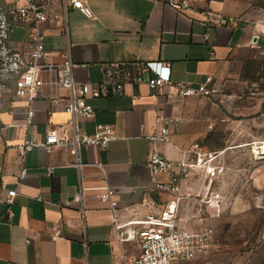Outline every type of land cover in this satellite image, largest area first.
I'll list each match as a JSON object with an SVG mask.
<instances>
[{
	"label": "crops",
	"instance_id": "1",
	"mask_svg": "<svg viewBox=\"0 0 264 264\" xmlns=\"http://www.w3.org/2000/svg\"><path fill=\"white\" fill-rule=\"evenodd\" d=\"M83 1L93 17L74 8L64 14L61 0H50L48 19L38 25L45 50L51 53L48 61L61 62L69 45L78 82L100 81V65L105 62H164L171 67L173 81L196 86L211 77L223 98H181L171 89L153 98L146 85L127 87L124 97L89 98L97 115L81 119L80 129L92 135L96 125L107 124L119 138L105 150L96 145L82 149L81 203L76 200L80 181L71 155L59 147L50 153L37 147L23 162L18 152L24 141H45L47 131L60 125L70 132L68 116L48 99L29 103L13 90L3 93L0 197L5 198L12 189L17 196L11 207L0 203V264H126L137 257V243L119 241L113 214L98 199L101 188L109 185L114 189V199L121 207L117 215L122 220L154 211V195L142 189L151 179L146 164L150 144L144 134L157 132L158 113L176 121L169 143L160 145L168 159H188L195 145L204 152L212 151L206 139L220 119L216 102L232 110L242 100V63L264 48V8L253 0H193L185 11L173 6L175 0ZM32 29L30 25L12 26L10 42L17 51L30 50ZM138 93L141 96L133 98ZM28 108L35 111V117L26 126ZM99 163L104 170L95 166ZM23 164L27 173L21 178ZM124 206L133 212L121 210ZM57 226L63 227V234L53 241L50 234Z\"/></svg>",
	"mask_w": 264,
	"mask_h": 264
},
{
	"label": "built area",
	"instance_id": "2",
	"mask_svg": "<svg viewBox=\"0 0 264 264\" xmlns=\"http://www.w3.org/2000/svg\"><path fill=\"white\" fill-rule=\"evenodd\" d=\"M192 2L193 0H175L173 6L179 11H185L191 7ZM61 3L64 14L69 8H74L89 18L93 17L92 11L83 0H61ZM49 7L50 0H0V97L6 91L13 90L16 97L24 98L29 103L48 99L53 107H61L68 116L67 125L70 132L63 131L65 127L60 125L47 131L45 141L37 139L24 141L18 146V152L23 162L28 153L37 147L49 153L59 147L66 155H71L74 158L72 165L77 168L80 181V191L76 200L82 203L84 202L82 149L96 145L105 150L111 142L119 138L116 131L107 124L96 125L92 135L80 129L81 119H93L97 115L95 108L88 102L89 98L124 97L127 87L142 85L150 89L153 98L160 97L167 89L173 90L175 95L181 98L222 99L223 94L212 84L211 77L193 86L191 83L173 81L168 63L140 60L102 63L100 81L78 82L69 45L62 54L61 62L47 60L51 53L45 50L44 35L38 31V25L48 19ZM14 25L33 27L29 35L31 48L27 53L17 51L10 42L11 29ZM64 33L67 34V28ZM254 43L256 44L257 40ZM140 96L138 93L133 95V98ZM52 112L50 110L48 114L52 115ZM10 113L14 114V111ZM25 114V125L29 126L33 123L35 111L28 108ZM175 122L160 112L155 118L157 132L144 134L150 144L146 164L150 169L151 179L142 189L154 195L152 200L156 206L154 211L140 218L122 220L117 215L121 207L114 199V189L104 185L98 194V199L107 205L113 214V227L119 241L135 242L139 246V255L126 264H175L193 261L207 255L214 246V231L211 227H192L181 223L176 199L194 173L203 168L205 161L214 160V154H208L195 145L188 159L180 161L168 159L161 152L160 145L169 143L171 128ZM95 166L104 170L102 163ZM217 167L209 166L206 169L207 174L211 177L216 176ZM48 172L52 173V168L48 169ZM26 173L27 169L23 164L20 177L24 178ZM164 195L172 196L173 199L162 206L157 200L161 201ZM16 196V190H7L6 197H0V203L11 207ZM121 210L133 212L130 206H124ZM12 216L13 212L9 208L8 217ZM62 234L63 227L57 226L50 237L53 241H58Z\"/></svg>",
	"mask_w": 264,
	"mask_h": 264
},
{
	"label": "rangeland",
	"instance_id": "3",
	"mask_svg": "<svg viewBox=\"0 0 264 264\" xmlns=\"http://www.w3.org/2000/svg\"><path fill=\"white\" fill-rule=\"evenodd\" d=\"M253 2L264 8V0ZM241 75L242 100L232 110L216 102L220 119L206 139L212 151H205L214 160H206L176 197L181 223L211 227L214 246L179 264H264V149H254L264 146V48L245 57ZM209 166H218L216 176L207 174ZM163 197L162 206L173 199Z\"/></svg>",
	"mask_w": 264,
	"mask_h": 264
},
{
	"label": "bare ground",
	"instance_id": "4",
	"mask_svg": "<svg viewBox=\"0 0 264 264\" xmlns=\"http://www.w3.org/2000/svg\"><path fill=\"white\" fill-rule=\"evenodd\" d=\"M255 151H257V150H262V149H264V146L263 147H259L257 144L255 145ZM256 153V152H255ZM264 153V152H263Z\"/></svg>",
	"mask_w": 264,
	"mask_h": 264
}]
</instances>
